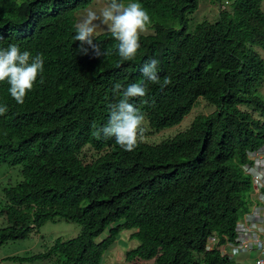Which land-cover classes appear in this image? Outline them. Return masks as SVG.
I'll return each instance as SVG.
<instances>
[{"label":"trees","instance_id":"obj_1","mask_svg":"<svg viewBox=\"0 0 264 264\" xmlns=\"http://www.w3.org/2000/svg\"><path fill=\"white\" fill-rule=\"evenodd\" d=\"M93 1L0 0V48L17 44L44 61L23 104L0 82V104L9 109L0 116V164L22 165L23 174L5 189L0 246L58 218L82 225L73 238L7 260L101 264L121 232L133 230L139 244L126 251L128 261L242 264L220 246L250 209L253 185L243 166L264 145V0H225L215 21L192 31L189 15L200 0H127L142 4L154 28L128 61L109 31L94 40L106 55L79 51L76 13ZM151 60L159 83L142 75ZM133 83L147 87L132 101L145 115V134L181 124L200 97L215 109L161 142L142 139L126 151L95 133L121 99L115 85ZM210 236L218 238L213 249Z\"/></svg>","mask_w":264,"mask_h":264},{"label":"clouds","instance_id":"obj_2","mask_svg":"<svg viewBox=\"0 0 264 264\" xmlns=\"http://www.w3.org/2000/svg\"><path fill=\"white\" fill-rule=\"evenodd\" d=\"M227 4L224 2L219 7L225 8ZM101 25L107 26L111 36L118 41L119 56L128 61L135 58L140 48L141 34L151 25V17L139 2L125 4L123 0H109L99 14L88 9L86 17L75 26L74 40L80 42V52L87 54L88 48H91L97 55L107 54L106 51L101 53L99 46L94 43L97 29ZM43 66L41 55L33 57L29 51H21L17 44L0 48V82L7 80L10 85L8 91L17 104L24 103L25 97L42 73ZM157 67L156 60L144 64L141 69L143 77L153 83H159ZM170 83L171 79L165 78L164 85ZM115 91L121 94V99L112 105L108 123L97 129L95 134L97 137L102 134L104 138H114L121 148L133 151L143 139L146 128L145 115L132 101L134 98L144 97L147 87L133 83L123 88L116 84ZM8 110L7 104H0V116L5 115Z\"/></svg>","mask_w":264,"mask_h":264},{"label":"rangeland","instance_id":"obj_3","mask_svg":"<svg viewBox=\"0 0 264 264\" xmlns=\"http://www.w3.org/2000/svg\"><path fill=\"white\" fill-rule=\"evenodd\" d=\"M225 0H223L224 2ZM109 0H94L88 7L80 9L77 15V24L80 23L87 14L88 9H92L100 13V11L108 4ZM125 4L129 2L137 1H127L123 0ZM219 3H213L211 0H200L199 8L189 15V31L194 30L195 26L204 21H215L218 17ZM264 9V2H263ZM149 14V13H148ZM99 23V21L97 22ZM165 23L171 24V20H167ZM176 21V26L177 25ZM107 26L101 25L97 29V34L106 32ZM154 33V28L151 25L148 30L142 34ZM96 34V35H97ZM259 93L264 97V81L259 88ZM215 109V107L204 98L200 97L196 104L194 105L191 112L184 118L181 124L171 128L163 129L159 132H149L144 135L143 141L149 143H158L162 140L167 139L175 135L177 132L186 129L193 119L202 113H210ZM147 129V128H146ZM149 130V129H148ZM22 165L11 166L7 162L0 164V228L8 224L5 209L6 198L5 189L11 185L17 184L23 179ZM82 230V225L77 222L68 221L63 218H58L53 221L45 223L40 227L38 232H34L30 237L25 239H19L10 241L2 246H0V263L2 264H45L44 261L36 262H19L13 260H7L10 256H20L26 257L46 250V248L52 246L57 238H63L65 240L77 236ZM133 230H123L119 235L114 246H112L104 255V259L101 264H156L154 259L142 260L136 258L132 261L126 259V251L137 246L139 241L137 239L131 238ZM106 235L104 232L97 238V241L102 240ZM233 253V260L242 264H256V260L259 256L264 258V255L257 250L252 251H237L235 248L230 247Z\"/></svg>","mask_w":264,"mask_h":264},{"label":"built area","instance_id":"obj_4","mask_svg":"<svg viewBox=\"0 0 264 264\" xmlns=\"http://www.w3.org/2000/svg\"><path fill=\"white\" fill-rule=\"evenodd\" d=\"M249 157L252 162L243 168L252 179L251 206L237 222L234 239L226 238L220 246L230 258H233L230 247L241 252L257 250L264 255V145L250 151ZM217 242V236H210L207 249H213ZM256 264H264V258L259 256Z\"/></svg>","mask_w":264,"mask_h":264},{"label":"bare ground","instance_id":"obj_5","mask_svg":"<svg viewBox=\"0 0 264 264\" xmlns=\"http://www.w3.org/2000/svg\"><path fill=\"white\" fill-rule=\"evenodd\" d=\"M251 160V159H250ZM242 217V216H241Z\"/></svg>","mask_w":264,"mask_h":264},{"label":"crops","instance_id":"obj_6","mask_svg":"<svg viewBox=\"0 0 264 264\" xmlns=\"http://www.w3.org/2000/svg\"><path fill=\"white\" fill-rule=\"evenodd\" d=\"M0 264H2V263H0Z\"/></svg>","mask_w":264,"mask_h":264}]
</instances>
